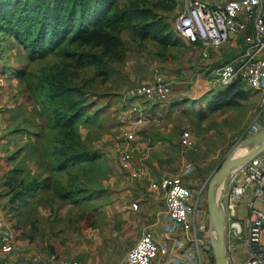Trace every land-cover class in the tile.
Instances as JSON below:
<instances>
[{
    "label": "rangeland",
    "instance_id": "obj_1",
    "mask_svg": "<svg viewBox=\"0 0 264 264\" xmlns=\"http://www.w3.org/2000/svg\"><path fill=\"white\" fill-rule=\"evenodd\" d=\"M133 1L150 8L168 26L165 32L170 33L174 44H161L152 37L141 39L124 30L122 58L109 59L104 75L98 74L94 66L75 68L70 59L57 53L30 59L23 47L13 43L9 36H0V200L7 221L11 223L16 218L18 224L27 226L26 222L35 219L31 227L38 228L36 224L41 222L43 238L59 242L67 254L82 251L98 263L106 251L108 258L120 260L147 224L131 211L121 213L118 209L123 202L131 204L137 198L125 199L121 191L111 196L113 192L108 185L118 175L128 178L120 159L129 121L142 120L135 128L136 135H140L139 129L145 126L143 120L148 118L152 133L146 138L145 147L159 145L148 151L145 163H141L151 162L155 171L157 165L152 163L156 155L166 151V155L172 154L179 160L177 167L182 164L181 172L189 170L182 175L185 183L205 182L206 189L208 179L220 163L242 138L254 133L249 127L258 111V95L249 91L247 99L238 106L224 107L200 117V111L216 89L207 82L215 63L202 58L198 46L187 43L175 30L181 0ZM157 73L177 81L168 98L155 103L139 100L138 106L131 105L126 96L128 88L150 82ZM46 75L53 76L55 83L72 88L71 100L85 106L75 126L77 143L83 150L97 152L100 157L97 165L87 163L66 172H50L63 146L57 141L62 137L61 131L48 127L39 111L36 82ZM150 106L159 108L158 113L153 114ZM153 116L155 119H151ZM183 130H188L193 138L190 149L179 146ZM135 143L134 139L133 147ZM165 165L172 163L168 161ZM93 169L99 174L93 173ZM48 174L65 189L79 191L78 200L81 196L88 199L72 203L46 191L38 201L45 205L44 213L38 209L39 213L27 212L25 207L11 212L14 191L31 178ZM124 213L127 217L122 216ZM69 258L76 257H65ZM210 262L214 264L213 254Z\"/></svg>",
    "mask_w": 264,
    "mask_h": 264
},
{
    "label": "built area",
    "instance_id": "obj_2",
    "mask_svg": "<svg viewBox=\"0 0 264 264\" xmlns=\"http://www.w3.org/2000/svg\"><path fill=\"white\" fill-rule=\"evenodd\" d=\"M174 27L187 43L199 48L200 56L209 57L211 49L232 46L233 52L220 61L207 82L214 88L239 80L258 95V111L250 132L264 128V0H181ZM176 81L154 74L151 81L128 88L131 105L139 100L163 102ZM136 106L133 108L135 109ZM148 121V118L143 122ZM121 151V167L129 181L144 175V164H131L136 137L135 128L142 123L129 121ZM193 138L188 130L179 136V146L190 149ZM153 145L145 151H150ZM189 173L182 170V175ZM186 177V176H185ZM148 189L162 195L165 206L147 223L121 264H211L208 210L205 182L185 183L179 176L166 174L150 180ZM223 208L224 243L227 264H264V150L246 163L230 170L217 189ZM130 207L137 209V202ZM15 235L7 224L5 207L0 201V250L14 248ZM162 242H171L160 254ZM164 243V244H165ZM56 264H99L79 259L62 260L49 254Z\"/></svg>",
    "mask_w": 264,
    "mask_h": 264
},
{
    "label": "trees",
    "instance_id": "obj_3",
    "mask_svg": "<svg viewBox=\"0 0 264 264\" xmlns=\"http://www.w3.org/2000/svg\"><path fill=\"white\" fill-rule=\"evenodd\" d=\"M168 26L150 8L133 0H0V36H9L23 47L30 59H43L57 53L70 59L75 68L94 66L98 74H107V61L121 59L124 41L121 32L129 30L138 38L152 37L161 44H174ZM2 38L0 37V40ZM1 45V44H0ZM53 76L36 82L40 113L48 127L59 129L62 137L60 157L50 167L51 173L91 162L97 152L81 149L75 126L85 106L73 101L72 88L52 81ZM249 89L237 79L217 87L200 111V117L224 107L238 106L247 99ZM52 190L60 199L78 202L79 191L65 189L50 176L33 177L14 191L12 210L23 206L39 191ZM11 210V211H12Z\"/></svg>",
    "mask_w": 264,
    "mask_h": 264
},
{
    "label": "crops",
    "instance_id": "obj_4",
    "mask_svg": "<svg viewBox=\"0 0 264 264\" xmlns=\"http://www.w3.org/2000/svg\"><path fill=\"white\" fill-rule=\"evenodd\" d=\"M233 49L234 48L230 46L229 44L224 45L219 49H211L209 52V57L207 58V62L209 61L210 63H215L214 64V67H215L217 64H219L220 61L226 59L233 52ZM171 80H173V78ZM150 109H152L153 114H154V113H158L159 108L154 109L152 108V106H150ZM151 119H155V116H153ZM150 123H151L150 120L144 122L145 126L139 129L140 135H136L135 137L136 143L133 148L132 159H131V164L133 167L143 162V160L147 159L148 157L147 153L149 152L146 151L145 152L146 154H145L144 150L146 149L145 147L146 140H147L146 138H148L149 134L152 133ZM157 147H159V145H155V146L153 145L154 149L155 148L157 149ZM162 153L163 151L159 152V154L156 155L157 158L152 163V164L155 163L157 165V169L155 171H153V168L151 167V164H150L151 162L150 163L147 162V164H144V175L135 179L134 181L130 182L127 176H125L124 174H121V175H118V177L115 180H113L114 182H109L108 185L110 187V191L113 192L111 196L118 195L119 194L118 192L121 191L122 193L121 197L125 199L129 197L137 198L138 200V201H135L137 202L136 210L130 207V203L123 202L122 205L118 207V209H121V213L122 212L130 213L131 211V213L134 214L135 217L137 218L139 217L144 223H149L150 221L153 220L155 214L158 211L162 210L165 206L162 195L154 191L151 192L148 189L149 181L159 179L162 175H166V174L179 176L182 180H184V178H182V172H181L182 164L179 167H177L179 160L177 158H174L172 154L166 155V151H165V154H162ZM99 159L100 157H98L97 159L91 162H87V163H94V165H97V161ZM168 161L172 163V165L166 167L165 164ZM87 163H83L80 165H84ZM143 163H145V161ZM93 173L99 174V171H96L95 169H93ZM106 174L108 175V173ZM50 175L51 174H48L46 176H50ZM120 186H122V188H119ZM68 190H72V189H68ZM47 191L52 192V190H47ZM43 192H46V191L37 192L23 206H19L16 209L20 210L21 208L25 207L27 209V212L32 211V212L39 213V211L41 210V212L44 213L45 205L42 202H38L39 199L42 197ZM81 199L86 200L88 198H85V196H81L78 202H80ZM67 201H70V200H67ZM16 209L14 210L11 209L12 210L11 212L17 211ZM35 209L36 210L38 209L39 211L38 210L35 211ZM85 209L86 211L89 212V206H87ZM122 216L127 217V214L125 215L124 213L122 214ZM41 221H43V219ZM35 223H36L35 219L31 220L30 222L29 221L26 222L27 226L23 224H18V222H16V218H14L11 221V223L7 221V224L11 228L13 227L12 229L15 235V242H14V248L11 252L3 253L0 250V264H56L54 262H51L48 259L49 254L56 255L59 259H62V260L79 259L82 261H86L88 263H98V262H92L94 261L93 258L87 257V254L83 253L82 251L75 252V254H72L71 252L67 254V252L65 251V248L61 246L59 242H57L56 244V243L51 242L50 239L46 240L45 238H43V232H41V228H40L41 222L36 224L37 226H39L38 228L31 227V226H34ZM137 238L135 239V241L137 240ZM164 243L165 242L160 243L161 244L160 254L165 253L167 246L171 247L172 245L171 242H167L165 244ZM106 252L103 255V257L97 260L99 261V263L101 264L124 263L125 255L116 262V260H114L113 258H108L106 255ZM74 255L76 258L65 259V257H74Z\"/></svg>",
    "mask_w": 264,
    "mask_h": 264
},
{
    "label": "water",
    "instance_id": "obj_5",
    "mask_svg": "<svg viewBox=\"0 0 264 264\" xmlns=\"http://www.w3.org/2000/svg\"><path fill=\"white\" fill-rule=\"evenodd\" d=\"M249 148L244 154L233 156L236 148ZM264 150V128L242 138L216 171L210 176L206 187L208 210L209 241L212 248L214 264H227L224 243L225 214L217 198V189L231 169L240 166Z\"/></svg>",
    "mask_w": 264,
    "mask_h": 264
},
{
    "label": "bare ground",
    "instance_id": "obj_6",
    "mask_svg": "<svg viewBox=\"0 0 264 264\" xmlns=\"http://www.w3.org/2000/svg\"><path fill=\"white\" fill-rule=\"evenodd\" d=\"M249 150V148H236L234 149L233 151V156H238V155H241V154H244L245 152H247ZM219 188V187H218Z\"/></svg>",
    "mask_w": 264,
    "mask_h": 264
}]
</instances>
